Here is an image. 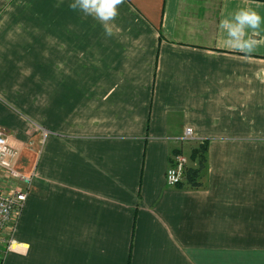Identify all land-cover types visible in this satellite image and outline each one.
Masks as SVG:
<instances>
[{"label": "crops", "instance_id": "0c3cea01", "mask_svg": "<svg viewBox=\"0 0 264 264\" xmlns=\"http://www.w3.org/2000/svg\"><path fill=\"white\" fill-rule=\"evenodd\" d=\"M71 2L0 0V130L31 176L1 264H264V23L248 55L221 27L264 0H124L110 37ZM205 139L204 187L167 185Z\"/></svg>", "mask_w": 264, "mask_h": 264}, {"label": "built area", "instance_id": "2783aa9c", "mask_svg": "<svg viewBox=\"0 0 264 264\" xmlns=\"http://www.w3.org/2000/svg\"><path fill=\"white\" fill-rule=\"evenodd\" d=\"M45 135V132H43ZM190 128H185L179 141L192 140ZM18 148L12 145L0 130V256L9 251L23 253L20 242L14 239L16 222L28 195L31 176H26L15 169ZM187 157L183 153H173L165 171V182L175 186L183 179Z\"/></svg>", "mask_w": 264, "mask_h": 264}, {"label": "clouds", "instance_id": "9594fccd", "mask_svg": "<svg viewBox=\"0 0 264 264\" xmlns=\"http://www.w3.org/2000/svg\"><path fill=\"white\" fill-rule=\"evenodd\" d=\"M124 0H72L69 8L82 12L96 19L103 27L106 36L113 35V22L119 15V7ZM264 23L256 11L251 8L238 10L230 19L221 22L228 43L245 55L251 54L258 44L256 39L249 36V31H256Z\"/></svg>", "mask_w": 264, "mask_h": 264}, {"label": "trees", "instance_id": "16d2710c", "mask_svg": "<svg viewBox=\"0 0 264 264\" xmlns=\"http://www.w3.org/2000/svg\"><path fill=\"white\" fill-rule=\"evenodd\" d=\"M208 141L197 140L187 147V165L183 173V179L175 186L187 189H199L204 187V179L207 173ZM182 153L181 149H174L173 153Z\"/></svg>", "mask_w": 264, "mask_h": 264}, {"label": "rangeland", "instance_id": "374dc122", "mask_svg": "<svg viewBox=\"0 0 264 264\" xmlns=\"http://www.w3.org/2000/svg\"><path fill=\"white\" fill-rule=\"evenodd\" d=\"M1 262H2V261H1V256H0V264H1Z\"/></svg>", "mask_w": 264, "mask_h": 264}]
</instances>
